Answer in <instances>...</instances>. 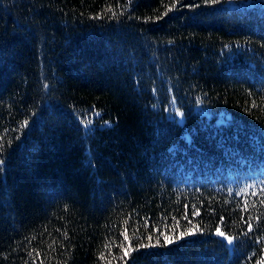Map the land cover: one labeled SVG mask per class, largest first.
Wrapping results in <instances>:
<instances>
[{"label": "trees", "instance_id": "1", "mask_svg": "<svg viewBox=\"0 0 264 264\" xmlns=\"http://www.w3.org/2000/svg\"><path fill=\"white\" fill-rule=\"evenodd\" d=\"M0 145V264H264V0H0Z\"/></svg>", "mask_w": 264, "mask_h": 264}, {"label": "snow or ice", "instance_id": "2", "mask_svg": "<svg viewBox=\"0 0 264 264\" xmlns=\"http://www.w3.org/2000/svg\"><path fill=\"white\" fill-rule=\"evenodd\" d=\"M211 2L215 3L216 0H211ZM2 148H3V146L0 145V150H2ZM3 163H4L3 159H0V165H2ZM189 234H193V233H192L191 231H189ZM217 234H219V235H223V233H220L219 231H218ZM181 236H183V233H181ZM125 239H127V236H125ZM148 239L151 240V236H149ZM164 239H165V243H171V242H172V241H171V238L168 237V236H165ZM230 242H231V241H230ZM130 247H131V245L129 244V247H128V248H124L123 251H124V255H125V256H127V255L129 254V249H130Z\"/></svg>", "mask_w": 264, "mask_h": 264}, {"label": "rangeland", "instance_id": "3", "mask_svg": "<svg viewBox=\"0 0 264 264\" xmlns=\"http://www.w3.org/2000/svg\"><path fill=\"white\" fill-rule=\"evenodd\" d=\"M231 245V244H230Z\"/></svg>", "mask_w": 264, "mask_h": 264}]
</instances>
